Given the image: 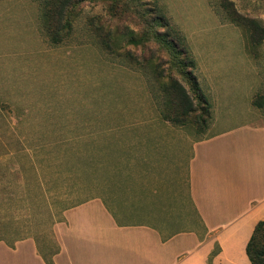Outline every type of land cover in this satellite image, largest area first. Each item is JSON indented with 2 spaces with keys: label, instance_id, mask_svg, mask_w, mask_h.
Masks as SVG:
<instances>
[{
  "label": "rangeland",
  "instance_id": "374dc122",
  "mask_svg": "<svg viewBox=\"0 0 264 264\" xmlns=\"http://www.w3.org/2000/svg\"><path fill=\"white\" fill-rule=\"evenodd\" d=\"M43 2L0 0V203L32 197L30 233L50 258L52 220L101 195L120 128L157 123L162 85L181 79L156 32L176 42L188 67L196 60L206 92L210 70L230 91L250 79V112L264 122V0H75L60 43L42 27ZM158 17L172 32L149 27ZM238 108L236 120L247 118ZM20 200L7 206L11 215L25 209Z\"/></svg>",
  "mask_w": 264,
  "mask_h": 264
},
{
  "label": "crops",
  "instance_id": "0c3cea01",
  "mask_svg": "<svg viewBox=\"0 0 264 264\" xmlns=\"http://www.w3.org/2000/svg\"><path fill=\"white\" fill-rule=\"evenodd\" d=\"M222 79L210 70L203 90L213 119L203 136L160 114L157 123L120 128L101 197L54 225L53 264H251L247 246L264 221V122L250 112L256 85L242 77L230 91ZM0 264L49 260L26 239L0 242Z\"/></svg>",
  "mask_w": 264,
  "mask_h": 264
},
{
  "label": "trees",
  "instance_id": "16d2710c",
  "mask_svg": "<svg viewBox=\"0 0 264 264\" xmlns=\"http://www.w3.org/2000/svg\"><path fill=\"white\" fill-rule=\"evenodd\" d=\"M73 1L75 0H44L43 4H41L42 27L45 34L53 43H60L63 40V22L67 13V7ZM150 26H160L162 29L164 28L169 31L172 30L170 29L171 25L163 17L151 19L149 21V27ZM153 37H155L156 43H158L161 48L170 54L174 63L177 64V66L180 65L179 76L181 79L173 78L171 76L169 80H167V83L164 82L165 84L162 85L163 101L159 110L161 118L174 125L191 126L195 129L199 136H203L207 133L212 123L213 106L202 89L198 76L196 75V60L195 62L193 60V64H191L192 66L188 67L186 64L187 62H184L182 58L185 56V52L179 50L176 42L168 39V34L156 32ZM160 79L161 78L158 77L157 81L160 82ZM72 189L78 188L72 186ZM100 197L101 195H98L93 198ZM38 198L40 200L43 199V197ZM16 199L20 200V196H4L2 202L0 203L3 205L0 207V242H4L9 246L14 247L17 242L26 239H33L37 243L39 253L49 260V264H53L51 258L60 251L53 231L54 225L56 222L58 223V221L53 219L50 227L52 229L51 235L55 241V249L50 255V258H48L40 248L37 237L30 233V229L32 227H30L28 223L33 222L34 220L32 215V197L23 194L20 200L25 202V209H22L25 211L23 216L20 214V211L22 210L17 211L15 216L11 215L8 211L11 207L7 206L15 202ZM48 216L53 217V213L50 211ZM25 221H27L26 224ZM247 255L251 264H264V221L257 224L247 246Z\"/></svg>",
  "mask_w": 264,
  "mask_h": 264
}]
</instances>
